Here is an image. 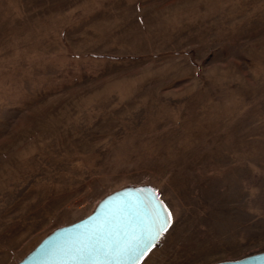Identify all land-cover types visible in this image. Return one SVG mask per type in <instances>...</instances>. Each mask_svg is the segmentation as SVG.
<instances>
[{"label":"rangeland","instance_id":"1","mask_svg":"<svg viewBox=\"0 0 264 264\" xmlns=\"http://www.w3.org/2000/svg\"><path fill=\"white\" fill-rule=\"evenodd\" d=\"M138 183L136 264L264 250V0H0V264Z\"/></svg>","mask_w":264,"mask_h":264},{"label":"water","instance_id":"2","mask_svg":"<svg viewBox=\"0 0 264 264\" xmlns=\"http://www.w3.org/2000/svg\"><path fill=\"white\" fill-rule=\"evenodd\" d=\"M164 209L152 184L122 185L82 217L46 232L14 264H136L142 248L133 237L152 246L163 232ZM205 264H264V250Z\"/></svg>","mask_w":264,"mask_h":264},{"label":"snow or ice","instance_id":"3","mask_svg":"<svg viewBox=\"0 0 264 264\" xmlns=\"http://www.w3.org/2000/svg\"><path fill=\"white\" fill-rule=\"evenodd\" d=\"M165 213H167V218L164 220L163 224L160 226V231H167V224L171 220V213L167 211V209L163 210ZM159 215V214H158ZM159 235V233H157ZM133 240L136 243L137 248H142L141 251H139V255L137 256V259H140L148 254V252L151 250V246L148 243H141L139 240H137L135 237H133Z\"/></svg>","mask_w":264,"mask_h":264},{"label":"built area","instance_id":"4","mask_svg":"<svg viewBox=\"0 0 264 264\" xmlns=\"http://www.w3.org/2000/svg\"><path fill=\"white\" fill-rule=\"evenodd\" d=\"M103 194H100L98 197H96L95 199H97V198H100L101 196H102ZM94 199V200H95ZM94 203H95V201L94 202H92V205L91 206H93L94 205ZM92 208V207H91ZM91 210V209H90Z\"/></svg>","mask_w":264,"mask_h":264}]
</instances>
